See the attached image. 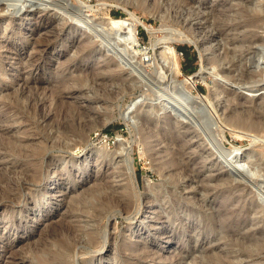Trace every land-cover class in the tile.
Segmentation results:
<instances>
[{
    "label": "rangeland",
    "instance_id": "374dc122",
    "mask_svg": "<svg viewBox=\"0 0 264 264\" xmlns=\"http://www.w3.org/2000/svg\"><path fill=\"white\" fill-rule=\"evenodd\" d=\"M257 1L264 2L0 0V150L12 145L30 152L29 162L0 152V264H59L53 252L70 235L65 223L77 219L86 234L76 235L68 264H264V130L239 137L225 124L227 113L255 105L264 119V92L252 96L240 87L259 78L248 76L249 57L264 45V7ZM43 16L51 20L41 21ZM110 17L136 23L143 51L135 54L122 42L107 24ZM179 34L199 45L180 41ZM166 44L178 50L179 80L202 63L212 70L210 87L201 81L186 87L193 86L194 95L226 89L214 99L218 113L207 99L195 108L177 97L174 72L162 54ZM33 92L43 98L48 121L31 108ZM167 99L178 109L165 111ZM94 132L108 133V141L93 140ZM163 136H175L204 171L194 179L171 175L170 163L161 171L158 158L167 160L176 145ZM233 146L241 149L240 163L224 153ZM216 158L232 168V187L217 179ZM30 170L38 171L35 178ZM175 178L178 183H171ZM203 180L205 189L198 191ZM126 187L130 210L113 204L94 218L104 197L112 191L125 197Z\"/></svg>",
    "mask_w": 264,
    "mask_h": 264
},
{
    "label": "bare ground",
    "instance_id": "6f19581e",
    "mask_svg": "<svg viewBox=\"0 0 264 264\" xmlns=\"http://www.w3.org/2000/svg\"><path fill=\"white\" fill-rule=\"evenodd\" d=\"M258 2V7H260V8H263L264 7V2L263 1H257ZM161 5V4H160ZM20 7H21V5H20ZM126 7V6H125ZM22 8V7H21ZM123 8V7H122ZM156 8V7H155ZM154 8V9H155ZM19 9V8H18ZM21 10V9H20ZM18 11V10H17ZM150 11V10H149ZM162 13V12H161ZM165 12H163V14H164ZM209 14V13H208ZM131 15H133V13L131 12ZM167 15V14H166ZM210 15V14H209ZM45 19H48V20H51V18H50V16H43V17H41V21H44ZM109 21L110 22H108L107 24L109 25V27L115 32V34H119V36H122L123 37V39H122V42H124L125 44H127L130 48H132L133 50H135L134 52H135V54H138L142 49H139V47H140V45H141V43H140V41H139V38H138V36H137V34H136V30H137V25H136V23H133L131 20H130V18L129 19H126V18H113V17H110V19H109ZM128 21H131V23H128ZM141 21H142V19H141ZM39 22V21H38ZM43 23V22H42ZM141 23V22H140ZM148 23V22H147ZM144 26L146 25V24H143ZM148 25V24H147ZM243 25V24H242ZM238 27V26H237ZM263 34H264V26H263ZM227 31V30H226ZM179 35H181V34H179ZM199 35V34H198ZM182 36V38H180V41H183V42H189V43H193V44H196V45H199L198 43H197V41L196 40H194V39H192L190 36H188V35H186V34H182L181 35ZM214 37V36H213ZM211 39V38H210ZM38 40V39H37ZM161 39H159L158 41H160ZM206 40H208V39H206ZM157 41V42H158ZM209 41V40H208ZM41 42V41H40ZM156 42V41H155ZM212 42V41H211ZM205 43H207V42H205ZM218 43V42H217ZM204 44V43H203ZM225 44V43H224ZM38 45V44H37ZM218 45V44H217ZM216 45V46H217ZM3 45H1V47H2ZM8 46V48L10 49L11 48V46L10 45H7ZM201 47V46H200ZM219 47V46H218ZM217 47V48H218ZM48 48V47H47ZM163 48H164V50H163V55H164V58H166L165 60H166V62L168 63V65L170 66V68H171V70H173L172 72H174L172 75H171V77H172V80H173V83L175 84V93H176V95H177V97L178 98H181L180 100H184L186 103H188V104H190V105H192L193 107H195L193 104H196L197 106H198V104L200 103V101H205V99H207L208 101H209V103H210V105L214 108V110H215V112H219V110H218V106H219V104L217 105V101L215 102L214 101V99H216V98H218V99H220V97H221V95L223 94V95H225L224 93L226 92V89H224L222 86H215V87H217L215 90H214V92L212 93V92H210V94L209 95H206V94H204V93H201V94H199V95H194V93H193V86H190L189 88H187L186 87V83L187 82H192L194 85H196L198 82H205V83H208V78H209V76L211 75L210 73L212 72V70L209 68V70L207 71L206 70V67H205V65H204V63H202V67H201V69L199 70V71H197L196 73H193V74H190V75H186V77L183 79V80H179L178 79V76H179V73H180V71H181V68H180V66H179V63H178V61H177V51L178 50H176V48L175 47H173V46H171V45H165V46H163ZM215 48V47H214ZM216 48V49H217ZM221 48V47H220ZM45 49V48H44ZM143 51V50H142ZM202 51V50H201ZM92 53V52H91ZM212 53V52H211ZM214 53H216V52H214ZM218 54V53H217ZM148 55H149V51H148V49L147 48H145V51H144V56H146V57H148ZM216 55V54H215ZM215 57V56H214ZM218 57V56H217ZM222 57V56H221ZM224 57V56H223ZM250 58V61H251V64H253L252 66H253V69H250V75H248L249 76V78L250 77H252L253 75H255L256 73H257V75L259 76V78H257V79H253V83L254 84H251L250 86H243V85H240V87L241 88H244V90H246L250 95H252V96H256V95H258V94H260V93H263L264 92V45H262V46H260V47H258L257 48V50H256V52L254 53V55L253 56H251V57H249ZM37 59V58H36ZM145 59H147V60H149L148 58H145ZM208 59V58H207ZM211 59H212V57H211ZM217 59V58H216ZM223 59H225V58H223ZM144 60V59H143ZM32 61H34V60H32ZM31 61V62H32ZM145 61V60H144ZM214 61H216V60H212V62H210L209 61V63L210 64H212V65H214ZM225 61V60H224ZM30 62V61H29ZM220 63V62H219ZM1 64V63H0ZM207 64V63H206ZM32 65V64H31ZM36 65V64H35ZM208 65V64H207ZM221 65V64H220ZM219 65V66H220ZM215 67H216V65H214ZM251 66V67H252ZM214 67V68H215ZM247 68H250V67H247ZM38 69V68H37ZM216 69H217V67H216ZM170 70V69H169ZM247 70V69H246ZM249 70V69H248ZM163 71V73H165L164 72V70H162ZM1 72V71H0ZM171 72V73H172ZM182 72V71H181ZM228 72V71H227ZM245 71H243V73H244ZM3 73V72H2ZM223 73H225V72H223ZM226 74V73H225ZM228 74H229V72H228ZM228 74H226V75H228ZM245 74V73H244ZM2 75V74H1ZM222 76H223V74H222ZM240 76H242V75H240ZM245 77H246V74H245ZM244 77V78H245ZM112 78L114 79L115 77L114 76H112ZM225 78H227V79H232V78H230L229 76H226ZM242 78H243V76H242ZM171 79V78H170ZM223 79V78H222ZM246 79H248V78H246ZM246 79H245V81H246ZM223 80H225V79H223ZM249 80V79H248ZM171 81V80H170ZM236 81H238V80H236ZM240 81L241 80H239V82H236L237 84H239L240 83ZM31 82H34V80L33 81H31ZM172 82V81H171ZM252 82V81H251ZM5 83V82H4ZM15 83H16V81H15ZM19 83V82H18ZM246 83H247V81H246ZM245 83V84H246ZM30 85V84H29ZM214 85V84H213ZM222 85V84H221ZM208 86H209V83H208ZM15 87H17V85L15 86ZM29 87H32V84L29 86ZM56 87V86H55ZM210 87V86H209ZM13 89V88H12ZM17 89H19V88H17ZM45 89V88H44ZM212 89V88H211ZM10 91H11V89H10ZM14 91V90H13ZM211 91H213V90H211ZM234 92V91H233ZM236 92V91H235ZM15 93V92H14ZM27 93V92H26ZM22 94H24V93H22ZM233 94V93H232ZM12 95V94H11ZM21 95V94H20ZM31 95H32V93H31ZM162 95V94H161ZM14 96H15V94H14ZM28 97V96H27ZM26 97V98H27ZM39 97V96H38ZM37 97V94L36 93H34L33 92V95L31 96V101L29 102L30 103V105H31V108L33 109V110H35L36 111V113L39 115V114H41L42 115V118L43 119H45V121H48V120H46V119H48V118H50L49 117V115H46V114H44L45 112L44 111H42L43 110V108H42V106L40 105V104H42L41 102H40V100L42 101V99H39ZM163 97V96H162ZM167 97V96H166ZM13 98V97H12ZM15 98V99H14ZM13 99H14V103H18L19 102V96L18 95H16L15 97H14ZM29 98V97H28ZM238 98V97H237ZM231 99H233L232 97H231ZM12 101V100H11ZM159 101V100H158ZM165 101H167V104L168 105H170V106H165V107H163V109L165 110V111H167L168 110V108L169 107H171V106H173L174 104L170 101V100H165ZM27 102H28V100H27ZM44 102H46L45 100H44ZM256 102V101H255ZM20 103V102H19ZM257 103V102H256ZM24 104H25V102H24ZM46 104V103H45ZM67 104V103H66ZM22 106H23V104H22ZM27 106V105H26ZM45 106V105H44ZM175 106V105H174ZM256 107H255V109H252V108H250V109H248L247 110V112L246 113H240L241 111H239V113H236V114H234V113H232V115H230L229 113H227L226 115L227 116H229V117H225V124H226V128L227 129H230V131L235 135V136H242V137H244V134H246V133H248V132H253V134H257V135H259L261 132H262V130H264V119H262V118H260L261 117V115L260 114H258L257 113V110H256V108L258 109H260V107H261V105H255ZM251 107V106H250ZM262 107H263V105H262ZM28 108H29V106H28ZM196 108V107H195ZM17 109H18V107H17ZM20 109V108H19ZM162 109V110H163ZM227 109V108H226ZM27 110V109H26ZM32 110V111H33ZM161 110V109H160ZM232 110V109H231ZM30 111H31V109H30ZM34 111V112H35ZM127 111V110H126ZM164 111V112H165ZM170 111V110H169ZM213 111V110H212ZM233 112H234V110H232ZM44 112V113H43ZM162 112V111H161ZM237 112V111H236ZM216 113V114H217ZM25 114V113H24ZM127 114V113H126ZM126 114H125V112L122 114V116H123V118L128 122L129 120L127 119V117H126ZM34 115H36L35 113H34ZM219 115V114H218ZM223 115V114H222ZM259 115H260V117H259ZM48 117V118H47ZM219 117V116H218ZM122 118V117H121ZM122 118V119H123ZM220 118V117H219ZM130 119V118H129ZM48 123V122H47ZM49 125H50V123H49ZM66 125V124H65ZM91 125V124H90ZM100 125V124H99ZM66 127V126H65ZM68 127V126H67ZM70 127V126H69ZM75 127V126H74ZM145 128H147V127H145ZM236 128H240V130H236ZM77 129V128H76ZM92 129V128H91ZM245 129H247V130H245ZM78 130V129H77ZM80 130H81V128H80ZM223 132L222 133H220V140L221 141H223L224 140V137H226V134H225V130H224V128H223V130H222ZM150 132V131H149ZM149 132L148 131H146V133H148V135H149ZM258 132H259V134H258ZM81 133V132H80ZM145 133V134H146ZM252 134V133H251ZM248 134H246L245 136H247ZM33 136V135H32ZM185 137V136H184ZM13 138V137H12ZM148 138V137H147ZM9 139V138H8ZM125 140V139H124ZM14 141V140H13ZM120 141H122V139H120ZM162 141L163 142H165V143H169V142H175L176 141V137L175 136H163L162 137ZM4 142V141H3ZM23 142V141H22ZM27 142V141H26ZM25 142V143H26ZM224 142V141H223ZM8 144H9V142H7ZM28 143V142H27ZM26 143V144H27ZM17 144V143H16ZM24 144V143H23ZM25 144V145H26ZM28 144H30V142L28 143ZM34 144V143H33ZM32 144V145H33ZM91 144H93V143H91ZM120 144V143H119ZM121 144H124L123 146H122V149H121V151L123 150H125L126 149V145H125V141H124V143H122L121 142ZM175 147L174 148H172L171 150L169 149V151H168V153H169V158L166 160L165 159V161H164V158H165V156H162L161 158H158L159 159V163H161V166H159L160 168V170L162 171L163 170V168H162V165H168L169 163V167H170V172H172L171 173V175L173 174V173H178V175L177 176H179L178 177V179H180V177L181 178H185V177H189V178H192V179H194L195 177H198V174L200 173V172H203L204 171V164H201V162H200V164L201 165H199L198 166V164L199 163H195V161L192 159V158H189V157H187L186 156V154H188V148H186L185 146H182L181 145V143H178V142H175ZM35 145V144H34ZM37 145V144H36ZM36 145H35V147H36ZM95 145V144H94ZM2 146V145H1ZM98 146V145H97ZM30 147H31V145H30ZM42 147V146H41ZM170 147V146H169ZM2 149L1 150H3V151H5L6 153H8V154H10V155H12V156H14V157H16L17 159H19V158H24V159H30V155H29V151H27L26 152V149H25V147H23L22 149L21 148H19V149H17L16 148V146L15 147H13L12 145L10 146V147H8L7 149H6V147H5V145H3L2 147H1ZM33 149H34V147H32ZM44 148V147H43ZM98 148V147H97ZM148 148V147H147ZM41 149L42 148H39L38 149V151H36L35 150V154H31L32 155V157H35V156H38V153L41 151ZM102 149V148H101ZM152 149H153V147H152ZM155 149V148H154ZM196 149V148H195ZM0 150V152H2ZM32 150V149H31ZM97 150V149H96ZM167 150V149H166ZM204 150V149H203ZM32 151H34V150H32ZM31 151V152H32ZM109 151V150H108ZM127 151V150H126ZM125 151V152H126ZM156 151V150H155ZM100 152V151H99ZM104 152V151H103ZM124 152V153H125ZM205 152V151H204ZM106 153V152H105ZM154 153V152H153ZM157 153H159L158 151H157ZM161 153V152H160ZM224 153H225V155L226 156H228V157H231L233 160H234V162H236V163H240L243 159L241 158L242 156L240 155L239 156V154H242L241 153V149L239 148V147H236V146H233L232 148H224ZM223 153V154H224ZM3 154V153H2ZM122 154V153H121ZM1 155V154H0ZM35 155V156H34ZM162 155V154H161ZM5 156H7V155H5ZM1 157V156H0ZM3 157V156H2ZM192 157V156H191ZM8 158V157H7ZM40 158V157H39ZM203 158V157H202ZM210 158V157H209ZM1 159V158H0ZM24 159H23V161H24ZM160 159H161V161H160ZM205 159V158H204ZM208 159V158H207ZM26 161V162H29V161ZM126 161V160H125ZM8 162V161H7ZM25 162V161H24ZM31 162V161H30ZM40 163H41V161H40ZM127 163V162H126ZM27 164V163H26ZM196 164H197V166H196ZM42 165H43V163H42ZM164 165V166H165ZM213 165L214 166H216V168H217V170L219 171V175H218V177H217V179H219V181L221 180V183H222V181L224 182V184H226V185H230L231 187H232V183H233V178H232V168L231 169H229V170H226V168L224 167V165H223V162H222V160H218L217 158L215 159V160H213ZM30 166V165H29ZM33 166V165H32ZM34 166H35V169H39L40 167H41V165L39 164V161L37 162V161H35V163H34ZM33 166V167H34ZM163 166V167H164ZM31 167V166H30ZM32 167V168H33ZM15 168V167H14ZM13 168V169H14ZM158 168V167H157ZM162 168V169H161ZM166 168V167H165ZM28 169V168H27ZM6 170V169H5ZM35 171V170H30L31 171V173H32V175L34 174V177L33 178H35V176H37V172L38 171ZM117 170V169H116ZM41 172H42V170H40ZM54 175V174H53ZM52 175V176H53ZM4 177V176H3ZM2 177V178H3ZM10 177V176H9ZM40 176H38V178H39ZM6 178V177H5ZM4 178V179H5ZM40 178H42V177H40ZM39 178V179H40ZM0 179H1V177H0ZM38 179V180H39ZM173 179V178H172ZM135 180V179H134ZM2 181H4V180H2ZM1 181V182H2ZM7 181V180H6ZM178 181L179 180H177V178H175L171 183H178ZM186 181V180H185ZM201 181V180H200ZM10 183V182H9ZM13 183V182H12ZM134 183H136V184H138V182L137 181H135ZM8 184V183H7ZM11 184V183H10ZM201 185L198 187V191H202V190H204L205 189V187H204V180H203V182L202 183H200ZM207 183H205V185H206ZM232 184V185H231ZM14 185V184H13ZM102 185V184H101ZM100 185V186H101ZM208 185V184H207ZM206 185V186H207ZM218 185V184H217ZM127 186V185H126ZM135 186V185H134ZM138 186V185H137ZM239 186V185H238ZM112 187V186H111ZM129 187V186H128ZM136 187V186H135ZM209 186H207V188H208ZM11 189V188H10ZM126 189H127V191L130 189H128L127 187H126ZM214 189V188H213ZM95 190V189H94ZM99 190V189H98ZM125 190V189H124ZM207 190V189H206ZM205 190V191H206ZM132 191V190H131ZM209 191V190H208ZM129 192V193H128ZM127 193H125V197H118L116 194H115V192H111L110 193V195H108V197H104V200H103V202L100 204L99 203V207H101V211H98V209L97 210H95V212L93 213V216H94V218H96V219H100L101 217H100V215H102L103 213L102 212H104V210L107 208H111V205H113V204H115L114 206H116V205H120L121 207L123 206V208L124 207H127V209L129 208V206H130V204L132 205V200H131V194H130V191H128ZM134 193V192H133ZM132 193V194H133ZM84 194V193H83ZM82 195V194H81ZM122 195V194H121ZM100 196V195H99ZM174 198V197H173ZM137 199V198H136ZM155 199V198H154ZM67 200V199H66ZM81 200H82V198H81ZM224 200V199H223ZM190 201V200H189ZM69 203H72V202H69ZM75 203V202H74ZM82 203V202H81ZM76 204V203H75ZM78 204V203H77ZM71 205V204H70ZM81 205V204H80ZM232 205V204H231ZM72 206V205H71ZM97 206V205H96ZM225 206V205H224ZM68 207V206H67ZM90 207V206H89ZM98 207V206H97ZM98 207V208H99ZM73 208V207H72ZM74 208H76V207H74ZM114 208V207H113ZM70 209V208H69ZM68 209V210H69ZM77 209V208H76ZM80 209V208H79ZM79 209H78V211H79ZM92 209V208H91ZM100 209V208H99ZM124 209H126V208H124ZM66 210V209H65ZM129 210H130V208H129ZM73 211H74V209H73ZM81 211V210H80ZM83 211V210H82ZM152 211V210H151ZM217 211H219V210H217ZM70 213V212H69ZM107 214V213H106ZM128 214V213H127ZM220 214V213H219ZM71 215V214H70ZM226 215V214H225ZM74 216H76V215H74ZM82 216V215H81ZM103 216V215H102ZM70 217H68V219H69ZM71 218H72V215H71ZM78 218V217H77ZM93 218V219H94ZM146 220V219H145ZM77 221H79V219H77ZM76 221V222H77ZM76 222H74L75 224H72L71 223V221H70V223H68V221H67V224L65 223V228H67V230L65 231V232H68V230H69V234L70 235H68L67 233V236H66V239L65 240H63L62 241V243H61V246L60 247H56L57 248V250L55 249V251L53 252V259L55 260L56 259V261H58V262H60L59 264H65V263H67L68 264V262H69V259L68 258H70V256L72 255V250H73V248H74V244L76 243V241H77V237H76V235H81L82 236V234L83 233H81V232H84L85 233V230H84V228H83V226L81 225V224H78V222L76 223ZM62 224V223H61ZM152 226V225H151ZM99 227V226H98ZM159 227V226H158ZM83 228V229H82ZM228 229V228H227ZM89 230V229H88ZM239 230V229H238ZM91 231H94V230H92L91 229ZM96 232V231H95ZM126 233V232H125ZM238 233V232H237ZM55 234V233H54ZM54 234H52V235H54ZM64 234V233H63ZM86 234V233H85ZM96 234V233H95ZM94 234H93V232H92V236H93ZM233 235V234H232ZM99 237V236H98ZM52 238V237H51ZM70 240V241H69ZM88 240L89 241H91V242H93V244H94V246H96L97 245V248H98V246H101L100 245V242L97 240L96 241V239H94V237H90V238H88ZM43 242V241H42ZM90 242V243H91ZM247 242V241H246ZM7 243V242H6ZM39 244V243H38ZM92 244V243H91ZM90 244V245H91ZM99 244V245H98ZM46 245V244H45ZM89 245V246H90ZM44 246V245H43ZM55 246V245H54ZM86 246V245H85ZM233 246V245H232ZM41 247V246H40ZM81 247V246H80ZM52 248V247H51ZM12 249V248H11ZM10 249V250H11ZM35 249V248H34ZM53 249V248H52ZM86 249V248H85ZM54 250V249H53ZM53 250H50L51 252L53 251ZM126 251V250H125ZM135 251V250H134ZM85 253V252H84ZM220 253V252H219ZM50 254H52V253H50ZM13 255V254H12ZM227 255V254H226ZM50 256V255H49ZM141 256V255H140ZM40 257V256H39ZM14 258V257H13ZM50 257H48V259H49ZM52 258H51V261L50 262H54L53 260H52ZM39 260H42V259H39ZM50 260V259H49ZM11 261V260H10ZM14 261V260H13ZM46 261H47V259H46ZM55 261V262H56ZM6 262V261H5ZM42 262H44V260L42 261ZM70 263V262H69ZM72 263H74V262H72ZM4 264H7V263H4ZM11 264V263H10Z\"/></svg>",
    "mask_w": 264,
    "mask_h": 264
},
{
    "label": "built area",
    "instance_id": "2783aa9c",
    "mask_svg": "<svg viewBox=\"0 0 264 264\" xmlns=\"http://www.w3.org/2000/svg\"><path fill=\"white\" fill-rule=\"evenodd\" d=\"M103 136H106V138L102 139ZM108 136H109L108 133L104 134V133H101V132H94L92 138H93V140H100V141L101 140H103V141L106 140V141H108Z\"/></svg>",
    "mask_w": 264,
    "mask_h": 264
},
{
    "label": "trees",
    "instance_id": "16d2710c",
    "mask_svg": "<svg viewBox=\"0 0 264 264\" xmlns=\"http://www.w3.org/2000/svg\"><path fill=\"white\" fill-rule=\"evenodd\" d=\"M115 15H119V13H115ZM186 49L183 47L182 52L185 53Z\"/></svg>",
    "mask_w": 264,
    "mask_h": 264
},
{
    "label": "water",
    "instance_id": "95a60500",
    "mask_svg": "<svg viewBox=\"0 0 264 264\" xmlns=\"http://www.w3.org/2000/svg\"><path fill=\"white\" fill-rule=\"evenodd\" d=\"M174 105H175V104H174ZM174 105H173V107H174L175 109H178V106H177V105L174 106ZM239 169H240V168H239Z\"/></svg>",
    "mask_w": 264,
    "mask_h": 264
}]
</instances>
